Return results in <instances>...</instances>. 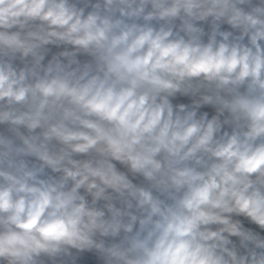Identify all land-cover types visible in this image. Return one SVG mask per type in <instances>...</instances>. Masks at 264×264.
Listing matches in <instances>:
<instances>
[{
  "label": "clouds",
  "instance_id": "9594fccd",
  "mask_svg": "<svg viewBox=\"0 0 264 264\" xmlns=\"http://www.w3.org/2000/svg\"><path fill=\"white\" fill-rule=\"evenodd\" d=\"M0 264H264V0H0Z\"/></svg>",
  "mask_w": 264,
  "mask_h": 264
}]
</instances>
